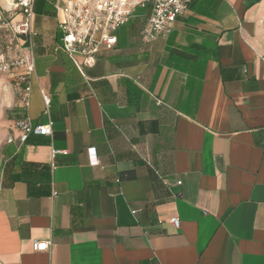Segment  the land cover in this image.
Segmentation results:
<instances>
[{
	"label": "crops",
	"instance_id": "crops-1",
	"mask_svg": "<svg viewBox=\"0 0 264 264\" xmlns=\"http://www.w3.org/2000/svg\"><path fill=\"white\" fill-rule=\"evenodd\" d=\"M54 1L33 10L29 107L8 108L0 264H264V0H190L154 40L134 0L80 72ZM23 116L51 135L20 143Z\"/></svg>",
	"mask_w": 264,
	"mask_h": 264
},
{
	"label": "built area",
	"instance_id": "built-area-1",
	"mask_svg": "<svg viewBox=\"0 0 264 264\" xmlns=\"http://www.w3.org/2000/svg\"><path fill=\"white\" fill-rule=\"evenodd\" d=\"M38 0H0V34L3 48L0 51V75H7L16 92L18 105L29 106L30 80L34 75L32 58L33 39L36 35L32 27L34 5ZM190 0H152L151 13L142 31V38L154 40L168 34L178 16L187 9ZM57 26L61 31L59 47L70 58L80 72L83 66H92L95 56L102 50H112L117 40L114 32L126 25L136 7L143 2L134 0H55ZM18 20H16V18ZM80 59L82 61H80ZM43 104L49 107V97L41 93ZM20 143L30 135L50 136L52 123L33 125L26 116L14 121ZM96 164V162H94ZM136 210L131 211L135 214ZM168 223L179 228V220L170 218ZM35 252L48 251L49 242L32 244Z\"/></svg>",
	"mask_w": 264,
	"mask_h": 264
},
{
	"label": "rangeland",
	"instance_id": "rangeland-1",
	"mask_svg": "<svg viewBox=\"0 0 264 264\" xmlns=\"http://www.w3.org/2000/svg\"><path fill=\"white\" fill-rule=\"evenodd\" d=\"M4 35V34H3ZM3 35L0 34V51L3 48ZM17 99L13 89L12 81L7 75H0V147L5 141L6 133L9 130V109L12 101Z\"/></svg>",
	"mask_w": 264,
	"mask_h": 264
},
{
	"label": "trees",
	"instance_id": "trees-1",
	"mask_svg": "<svg viewBox=\"0 0 264 264\" xmlns=\"http://www.w3.org/2000/svg\"><path fill=\"white\" fill-rule=\"evenodd\" d=\"M37 2V1H36ZM36 2H35V4H36ZM35 6V5H34ZM1 40V39H0ZM123 177V175L121 176V178Z\"/></svg>",
	"mask_w": 264,
	"mask_h": 264
}]
</instances>
